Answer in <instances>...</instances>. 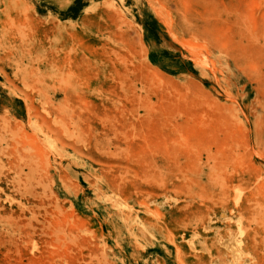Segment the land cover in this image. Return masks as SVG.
Masks as SVG:
<instances>
[{"label": "rangeland", "instance_id": "1", "mask_svg": "<svg viewBox=\"0 0 264 264\" xmlns=\"http://www.w3.org/2000/svg\"><path fill=\"white\" fill-rule=\"evenodd\" d=\"M0 264H264V0H0Z\"/></svg>", "mask_w": 264, "mask_h": 264}]
</instances>
